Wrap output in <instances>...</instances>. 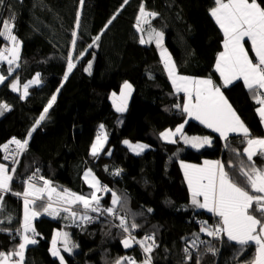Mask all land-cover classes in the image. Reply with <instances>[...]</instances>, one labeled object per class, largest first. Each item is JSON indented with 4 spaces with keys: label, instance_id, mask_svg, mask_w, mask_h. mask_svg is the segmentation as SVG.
I'll use <instances>...</instances> for the list:
<instances>
[{
    "label": "trees",
    "instance_id": "1",
    "mask_svg": "<svg viewBox=\"0 0 264 264\" xmlns=\"http://www.w3.org/2000/svg\"><path fill=\"white\" fill-rule=\"evenodd\" d=\"M261 2L264 5V0ZM141 5L157 13L149 24L163 31L177 74L211 78L221 86L241 120L248 126L253 124L258 107L253 93L242 80L223 86L215 69L223 50V33L209 14L212 0H84L82 6L80 0H4L0 20L14 25L12 32L22 49L19 67L12 65L13 71H8L6 60L0 61V74L6 77L0 84V104L10 107L0 115V161L9 165L13 177L11 190L0 193V229H4L0 231V252L11 254L23 242L17 229L23 227L22 194L30 176L37 174L56 184L57 192L70 190L90 197L94 189L86 182L85 173L91 170L102 186L111 189L97 193L101 209L112 206L115 193L120 197V204L115 206L117 215L139 226L130 229L132 236L142 239L145 234L154 235L151 264H239L251 259L254 248L249 247L237 258L240 246L226 235L213 238L200 231L205 223L216 226L219 218L192 205L191 190L180 166V160L202 163L218 159L225 163L234 181H240L239 169L251 163L244 152L246 139L237 134L229 135L226 141L175 107L183 106L185 94L175 90L149 33L137 30ZM97 35L100 39L95 41ZM9 43L0 37V49ZM90 44L93 47L89 48ZM246 46L252 56L248 42ZM69 55L75 64L70 73ZM89 62L90 73L85 70ZM37 73L41 83L30 85L27 97L11 88L14 80L26 84ZM126 81L132 85V92L128 110L121 113L115 110L109 95L119 91ZM52 95H56L55 103L29 138L27 133L44 114ZM185 121L187 134L209 136L211 144L197 149L185 145L179 137L176 143L161 137L164 130ZM101 125L107 131L108 142L93 156L91 148ZM12 138L27 139L28 144L17 160L9 163L3 160L2 146ZM125 139L145 141L151 148L134 154ZM253 160L257 167H264V158ZM117 170L120 174L114 175ZM43 196L31 206L42 214L33 220L37 235L28 233L37 243L27 246L24 264H60L59 258L51 254L57 232L68 233L72 242L71 252L64 251L60 240L57 243L64 264H115L122 257H134L141 264L145 255L142 248L136 244L123 246L128 234L117 226L116 216L89 210L87 214L95 216L94 221H81L79 216L86 211L82 205L54 206L57 199L53 197V208L61 211L59 215L45 214L40 204L46 206L49 201L46 192ZM65 207L76 211L77 217L64 212ZM197 238L198 243H204L193 248L192 241ZM209 246L216 250L215 255L207 251ZM185 248L192 253L191 260Z\"/></svg>",
    "mask_w": 264,
    "mask_h": 264
},
{
    "label": "snow or ice",
    "instance_id": "2",
    "mask_svg": "<svg viewBox=\"0 0 264 264\" xmlns=\"http://www.w3.org/2000/svg\"><path fill=\"white\" fill-rule=\"evenodd\" d=\"M124 2L127 3V0H124ZM3 3L4 0H0V5ZM83 3L84 0H80L81 6ZM212 3L213 6L210 7L209 14L223 33V51L218 54L215 69L223 79V86L231 85L235 81H243L247 89L253 93V99L260 105L256 111L261 121L264 122V5H262L261 0H212ZM139 12L137 27H139L141 20L147 22L148 17L157 15L155 12H146L143 5H141ZM112 19H115V16ZM75 23L76 28L79 29V18H77ZM108 23L110 24L111 20ZM0 27H2L0 37L10 41L12 45L10 48L0 51V61L6 60L10 66L8 71L11 72L13 71L12 65L15 64L19 67L17 62L20 59V42L12 32L14 25L10 24L9 21L0 20ZM72 35L75 37L77 33L74 31ZM156 37V44L161 49L160 54L168 76L171 78L176 91L186 94V103L183 106L176 104L175 107L181 109L188 117L200 121L207 128L213 129L226 141L229 133L242 134L246 139L247 147L244 148V152L247 155V160L251 163L247 167L239 169L240 181H234L229 171L226 170L225 163L220 160L205 161L203 166L181 162L184 176L191 190L192 205L199 209H206L219 218L216 226L210 227L205 223L200 231L213 238H222L223 235H226L229 241L235 242L240 246L237 250V258L243 255L249 247L254 248L251 259L246 258L240 261L239 264H264V167H257L253 160V157L257 156L264 158V138L251 137L248 127L237 115V112L221 91V86L215 85L211 78L196 79L178 75L175 63L172 61L167 49L163 47L164 34L162 32L156 33ZM99 39L100 35H97L95 41ZM140 42L144 43V40L141 39ZM246 42L250 44L254 57L249 55V49L245 46ZM71 44L73 49H75L76 39H73ZM88 47L91 48L93 45L90 44ZM80 55L83 56V52ZM74 67L72 56L69 55L67 57L68 72L70 73ZM91 68L92 64L89 62L85 70L90 73ZM5 79V76L0 75V83H3ZM64 79L66 80L67 76ZM40 83V76L37 73L35 79L23 85V97L28 96L30 85H39ZM18 84V81L12 84L14 91L18 90ZM131 92L132 85L125 82L119 97H117L116 93H112L113 103L117 112L127 110V102ZM55 101L56 95H52L47 107L43 109L44 114L40 115L39 119L35 121V126L27 133L29 138L31 133L36 130V126H39L40 122L45 120L48 110L52 108ZM9 110L10 107L7 104H0V115L4 111ZM100 128L103 138H101V135L96 137L91 149L93 156L99 154L107 141V134L103 133V125ZM183 128L184 125L181 124L174 131L168 129L160 135L169 143H176L175 137L179 136L185 144L197 149L211 144V140L208 137H189L185 135ZM124 143L137 155L148 147L145 144H132L127 140ZM9 144L15 145V154L5 155L3 159L15 161L16 156L27 147L28 140L21 141L12 138L11 141L2 146L5 153H8ZM11 171L14 173L15 168ZM113 174L119 175V170ZM89 177H91L90 180ZM34 178L35 176L30 179ZM12 179V175H9V169L5 164L0 163V193L11 190L10 182ZM85 180L94 189L90 197L78 195L67 190H64L63 193L56 192V189L50 187V181L47 180L44 181L45 187L43 188H35L29 183L22 194L24 197L23 227L22 230L17 229V231L21 232L23 242L19 244L18 250L11 254L0 252V264H24V253L27 246L37 243L36 239L28 235L30 232L33 235L36 234L35 229L31 225V219L40 215L36 211L30 212V205L35 204V201H30L28 197L35 194L38 199L43 200V193L45 192L48 194L49 203L43 206V210L49 215H59L61 211V209L53 208L52 206V194L56 193L57 202L59 203L82 205L86 211L85 214L79 216L81 221H91L93 219L87 214L89 210L116 216L119 219V225L117 226L128 234L122 241L123 246L131 248L133 244L139 245L145 254L141 264H151L150 253L156 246L154 236H144L142 239H136L132 236L130 229H136L139 226L134 221L129 223L126 216L117 215L115 206L120 204V197L112 193V206L101 209V197L97 193L111 192V189L107 188V186H102L91 170L85 173ZM15 195L20 196L21 193H15ZM0 200H2V196H0ZM62 210L69 213L73 218L77 217V212L73 211L71 207H65ZM0 231H4V229H0ZM56 236L64 238L63 249L71 252L72 248L70 247L68 233L57 232ZM203 243L204 241H199L198 243L197 238L192 241L191 246L198 248L199 244ZM184 251L188 259L191 260L192 253L187 248ZM207 251L212 252L213 255L216 253V250L211 246L207 248ZM51 254L59 258L60 264H64V257L60 254V249L57 248L56 239L52 240ZM13 256L18 257V259L13 261ZM115 264H136V261L132 257H122L117 259Z\"/></svg>",
    "mask_w": 264,
    "mask_h": 264
},
{
    "label": "rangeland",
    "instance_id": "3",
    "mask_svg": "<svg viewBox=\"0 0 264 264\" xmlns=\"http://www.w3.org/2000/svg\"><path fill=\"white\" fill-rule=\"evenodd\" d=\"M149 18H147V20H148ZM138 30L142 33V34H146V33H157V32H163L161 29H158V28H154V27H152L150 24H149V21H147V22H144L143 20H141V22H140V25H139V27H138ZM154 30V31H153ZM18 41L20 42V50H19V54H20V52H21V49H22V46H21V41L18 39ZM12 45H11V42L8 44V46H6V47H4L3 49H0V51H3L5 48H10ZM245 46H246V44H245ZM247 48H248V46H247ZM166 49V48H165ZM167 52L170 54V56H171V53H170V51L167 49ZM171 59H172V61L173 62H175V60H173V58H172V56H171ZM1 75V74H0ZM6 80V79H5ZM4 80V81H5ZM31 80H33V79H31ZM31 80H29V81H31ZM19 82V84H18V90H16V91H21L22 93H23V85L24 84H21V82L19 81V80H14L13 82H12V84L13 83H16V82ZM28 81V82H29ZM27 82V83H28ZM127 82V81H126ZM129 83V82H128ZM1 84V83H0ZM12 84H11V88H12ZM34 85V84H33ZM13 89V88H12ZM28 91H29V89H28ZM121 91H122V88L119 90V91H116V92H111L110 93V99H111V102H112V104H113V107L115 108V110H116V107H115V104L113 103V97H112V93H116V95H117V97H119V95H120V93H121ZM131 96V95H130ZM129 99H130V97H129ZM129 99H128V102H129ZM185 100V99H184ZM128 102H127V110H128ZM126 110V111H127ZM126 111H124V112H126ZM124 112H121V113H124ZM190 118V117H189ZM193 119V118H192ZM181 124H183L184 125V128H183V133L185 134V135H187V136H189V137H193V136H197V137H209V136H199V135H189V134H187L186 132H185V122H182ZM181 124H178V126L179 125H181ZM177 126V127H178ZM176 128V127H175ZM175 128H172L171 130H175ZM101 129V128H100ZM103 133H106L107 134V131H106V129H104V127H103ZM179 136H177V137H175V139L177 140V138H178ZM101 138H103V136H101ZM126 140V139H125ZM183 143H184V141L182 140V139H180ZM95 141H96V139H95ZM127 141H130L132 144H145V145H148V147L144 150V151H146V150H148V149H150L151 148V146L147 143V142H145V141H138V142H135V141H132V140H127ZM107 142H108V134H107V141L104 143V145H103V148L106 146V144H107ZM95 143V142H94ZM93 143V144H94ZM185 144V143H184ZM126 145V144H125ZM185 145H188V146H190L189 144H185ZM127 147H128V145H126ZM128 149H130L129 147H128ZM131 150V149H130ZM102 151V150H101ZM100 151V152H101ZM143 151V152H144ZM3 152V151H2ZM131 152H133L132 150H131ZM134 154H136L135 152H133ZM142 153V152H141ZM140 153V154H141ZM18 158V157H17ZM181 162H183V163H189V164H202V165H199V166H203L204 165V162H202V163H192V162H189V161H183V160H180V165H181ZM0 163H3V164H5L6 165V167L8 168V169H10V167H9V165H7L6 163H4V162H1L0 161ZM182 168V167H181ZM183 171H184V169H183ZM9 175H10V172H9ZM186 179V178H185ZM187 181V180H186ZM51 185H52V188H54L55 187V184H53V183H51ZM188 185V184H187ZM190 190V189H189ZM67 191H69V192H71L70 190H67ZM59 193H63L62 191H58ZM72 193H75V192H72ZM75 194H77V193H75ZM46 196H48V194L46 193ZM52 197L53 198H55V199H57V197H56V194L55 193H53L52 194ZM201 199V201H202V197L200 198ZM60 204H66V203H60ZM197 208V207H196ZM41 214V213H40ZM65 233V232H64ZM68 236H69V234H68ZM58 239L60 240V246L61 247H63V243H64V238L63 237H58ZM69 239V241H70V247L72 246V242H71V238H68ZM124 239H125V237H124ZM123 239V240H124ZM57 240V239H56ZM58 240V241H59Z\"/></svg>",
    "mask_w": 264,
    "mask_h": 264
},
{
    "label": "crops",
    "instance_id": "4",
    "mask_svg": "<svg viewBox=\"0 0 264 264\" xmlns=\"http://www.w3.org/2000/svg\"><path fill=\"white\" fill-rule=\"evenodd\" d=\"M146 12H149V11H147V10H145ZM139 16H140V14H139ZM138 16V17H139ZM149 19L147 20V21H149V23H150V20L152 19L151 17H148ZM137 30H138V27H137ZM140 32V31H139ZM157 33H159V32H157ZM142 34V33H141ZM149 39L151 40V41H153V42H155V45L157 46V44H156V39H157V37H156V33H149ZM165 42H164V39H163V47L164 48H166L165 47V44H164ZM246 48H247V46H246ZM158 50H160V52H161V49L158 47ZM223 51V50H222ZM249 55H250V53H249ZM251 56V55H250ZM252 56L254 57V53L252 52ZM218 57V56H217ZM254 62H255V60H254ZM175 63V62H174ZM176 65V64H175ZM219 74V73H218ZM220 76V75H219ZM191 78H196V79H206V78H209V77H196V76H191ZM221 78V77H220ZM221 80L223 81V79L221 78ZM213 82H214V80H213ZM234 83V82H233ZM214 84H215V82H214ZM216 85V84H215ZM174 88H175V86H174ZM175 90H176V88H175ZM223 92V91H222ZM179 93H181V92H179ZM183 93V92H182ZM224 93V92H223ZM185 94V93H184ZM225 95V94H224ZM226 97V96H225ZM184 103H186V94H185V101H184ZM229 103H230V101H229ZM231 104V103H230ZM258 107H260V105H258ZM257 107V108H258ZM237 115H239L238 114V112H237ZM245 124V123H244ZM246 125V124H245ZM247 127H248V129H249V132H250V135H251V137L252 138H264V122H262L261 121V119H260V117H259V114H258V112H257V116L255 117V119L253 120V124L251 125V126H248V125H246ZM168 130V129H167ZM213 130V129H212ZM164 131H166V130H164ZM163 131V132H164ZM214 131V130H213ZM215 132V131H214ZM219 134V133H218ZM229 135H237V133H229L228 134V136ZM210 139V138H209ZM205 147V146H204ZM92 149V148H91ZM246 154V153H245ZM218 160V159H217ZM206 161H216V160H206ZM221 161V160H220ZM205 162V161H204ZM186 164H189V163H186ZM195 165H202V164H195ZM181 166V165H180ZM226 167V166H225ZM182 170H183V168H182ZM226 170L228 171V169H227V167H226ZM88 172V171H87ZM183 173H184V171H183ZM184 178H185V176H184ZM91 179V177H89V180ZM55 186H57L56 184H55ZM50 187H51V184H50ZM55 189H56V187H54ZM57 192V191H56ZM47 193V192H46ZM56 194V193H55ZM78 195H81V194H79L78 193ZM30 201H32V200H30ZM44 202H42L40 205L41 206H44V204H43ZM54 203H55V205L54 206H56L57 204L58 205H60V206H62V204H60L59 202H57V201H54ZM31 206L32 205H30V212L31 211H33V208H31ZM204 210H206V209H204ZM45 214L47 213V212H44ZM42 214V213H41ZM69 215V214H68ZM67 215V216H68ZM40 216V215H39ZM35 219V217H33L32 219H31V225H32V227H33V220ZM54 239H57V243H58V237L55 235L54 236ZM57 248H58V246H57ZM59 249V248H58Z\"/></svg>",
    "mask_w": 264,
    "mask_h": 264
},
{
    "label": "built area",
    "instance_id": "5",
    "mask_svg": "<svg viewBox=\"0 0 264 264\" xmlns=\"http://www.w3.org/2000/svg\"><path fill=\"white\" fill-rule=\"evenodd\" d=\"M97 136L98 135H101L102 136V133H101V131H99V132H97V134H96ZM12 140V139H11ZM10 140V141H11ZM3 151V157L5 156V155H8V154H15V145L14 144H9V150H8V153H5L4 152V150H2ZM21 154H19V155H17L16 156V160H17V157H19ZM4 161H6V162H9V163H14L15 161L14 160H12V159H8V160H5V159H3ZM33 176H35V178L34 179H30L31 177H33ZM42 178V179H41ZM46 179L45 178H43L42 176H40V175H37V174H33L32 176H30L29 178H28V180L26 181V183H25V190L27 189V187H28V184L29 183H31L35 188H43V187H45V185H44V181H45ZM44 194V193H43ZM23 197V196H22ZM28 199H33V200H35V199H38L37 198V196L35 195V194H33V195H30L29 197H28ZM91 217H93V219L91 220V221H88L89 223L90 222H93L94 221V219H95V216H91ZM37 234H35L34 235V237L36 236ZM146 236H154L153 234H145ZM33 237V238H34ZM151 242V241H150ZM132 258H134V257H132ZM135 259V258H134ZM135 261H136V259H135ZM136 264H138L137 263V261H136Z\"/></svg>",
    "mask_w": 264,
    "mask_h": 264
}]
</instances>
